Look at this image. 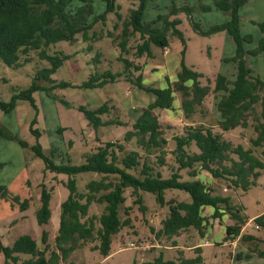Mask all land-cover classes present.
<instances>
[{
  "label": "trees",
  "instance_id": "1",
  "mask_svg": "<svg viewBox=\"0 0 264 264\" xmlns=\"http://www.w3.org/2000/svg\"><path fill=\"white\" fill-rule=\"evenodd\" d=\"M76 1L79 5L74 4V0H0V60L9 66L18 67L29 62L30 53L37 51L42 59H47L51 64L38 71L37 79L53 83L52 86H42L35 81L29 88L16 92L9 102L0 101V108L10 112L16 108L18 100H27L38 111L34 97L37 90L51 92L58 86H74L68 81L56 84V80L52 79V75L70 56L62 52L49 54L47 48L60 41L73 42L78 34H82L86 41L100 39L101 34L91 35L90 30L96 22L105 21L107 15L113 12L120 21L116 28L121 27V32L118 35H109L118 41L119 59L124 63V68L121 71H113L110 68L102 72L95 71L81 87L102 88L126 77L135 86L154 93L155 100L143 108L132 127L125 132L123 141L108 140L94 151L85 153V161L81 164L71 163L69 157L68 162L58 164L54 160L55 151L46 154L39 141L32 146L47 170L68 175L66 187L69 195L61 204L59 234L55 238L56 248L60 252L51 250V256L47 257L50 246L47 242L49 232L45 229L42 233L44 248H40L37 240L29 234L21 235L12 246L5 245L0 237V251L4 253L6 263L13 261L18 264L20 255L26 254L30 258L23 260L22 264H57L60 258L68 257L81 243L93 240L95 232L100 243L94 249L99 250L104 257L109 256L113 236L132 223L130 214L133 205L123 208L128 217L123 219L121 216L128 189L134 198L133 204H139L143 212L146 211L143 204L145 191L155 194L161 206L168 205L169 216L162 221L158 234L167 237L178 236L191 227L202 232L203 208L211 206L214 209V218L221 221L223 215L227 214L234 221L226 226V238L240 235L243 226L248 222L242 214L243 208L233 204L230 196L215 194V189L207 184L200 174L206 171L214 179L229 180L233 186L247 191L256 184L262 175L261 171L264 170V78L253 72L246 59L247 54L258 55L264 52V34L255 48L246 49L245 43L253 42V36L241 31L240 8L249 0H214L213 5L205 3L204 0H196L194 3L191 0H181L183 4L178 5V0H172L168 13L159 14L152 20L144 18L149 0H136L137 7L133 8L126 18H123L119 11L118 0H103L106 9L100 14L95 13L94 0ZM213 7L227 13L229 19L220 24H213L202 33H230L236 44V54L225 60L237 65L235 78L231 80L226 74L219 73L213 87L210 82L203 84V74L187 65L183 51L175 81L168 80V85L164 88L145 85V63L138 59L153 57V45L168 48V33L171 29L183 40V34L177 28L180 20H171L170 17L181 11L192 16L196 11H210ZM193 24L199 28V23ZM259 26L264 33V22L259 23ZM133 40H137L133 47L135 58H130L127 55L130 54ZM88 47L92 49L91 45ZM99 58L98 53L95 59ZM175 92L181 95L182 109L187 118L197 112L211 92L217 94L221 129L231 131L252 126L256 133L255 137L250 138L252 145L246 148L242 144H235L222 133L215 132L212 127L201 124L187 126L183 133L173 137V148H167L169 139L154 109H172ZM79 109L96 129L124 123L103 118L111 112L107 102L95 109L85 105H80ZM36 123L37 117L32 120L30 131L39 137L42 132L35 127ZM0 133L11 137L1 126ZM131 142H134L136 148L120 156ZM20 143L23 146L28 145L23 139H20ZM256 148H263L262 152L257 154ZM155 153H158L156 161L151 158ZM168 154L173 157L171 162L167 160ZM163 168L167 169L169 175L164 174ZM83 172L101 175L100 179H92L87 183L85 192L79 190L76 178V175ZM231 184L229 186H232ZM41 190V206L36 211V216L38 223L45 226L50 223L52 217V193L45 184H42ZM168 190L185 191L191 200L167 201L165 194ZM94 202L105 203V210L98 217L100 227L97 230L94 220L97 217L90 215V206ZM29 206L28 199L21 203L23 209ZM255 221L264 226V214L257 216ZM245 237L256 238L252 235ZM260 254L264 256V251ZM201 261L202 255L199 254L178 264H198ZM154 263L176 264L173 260L163 261L161 258H157Z\"/></svg>",
  "mask_w": 264,
  "mask_h": 264
},
{
  "label": "rangeland",
  "instance_id": "2",
  "mask_svg": "<svg viewBox=\"0 0 264 264\" xmlns=\"http://www.w3.org/2000/svg\"><path fill=\"white\" fill-rule=\"evenodd\" d=\"M95 13L100 14L106 9L103 0H94ZM193 3L196 0H191ZM178 5L183 2L178 0ZM213 5L214 0H204ZM120 12L123 18L129 16L131 10L138 5L136 0H118ZM74 4L79 3L74 0ZM172 6V0H149L144 18L155 19L159 14L168 13ZM171 20L179 19L177 28L183 34L180 36L168 33L169 47L153 45V57L138 59L145 63L143 83L151 87L164 88L169 81L177 79L180 69L182 52L187 65L203 74V84L210 82L215 85V78L219 73L226 74L231 80L235 78L237 65L228 62L225 58L236 54V44L227 31L213 34H204L213 24H220L229 19V15L215 7L210 11H196L189 16L185 11L170 17ZM119 19L115 12L109 13L105 21L96 22L90 34L101 38L86 41L82 34H78L73 42L60 41L47 48L49 54L62 52L70 56L59 70L52 75L56 84L68 81L74 86L55 87L51 92L37 90L34 93L38 111L27 100H18L17 106L10 112L0 108V126L3 131L11 135L10 138L0 133V237L5 245L12 246L17 239L24 234L34 237L40 248H44L42 233L49 232L47 242L50 250L47 257L51 256V250H56L55 238L59 234L61 204L67 199L69 190L66 187L68 175L47 170L45 163L39 158L32 146L39 141L44 147V152L50 154L55 151L54 160L59 164L68 162V157L73 164H81L85 161L84 155L94 151L108 140L123 141L125 132L133 123L143 108L148 107L155 100L152 92L145 91L127 79L120 78L115 83L107 84L102 88L81 87L95 71L111 69L121 71L124 63L119 59L120 49L117 39L109 34L118 35L121 27L116 28ZM193 22L199 23L196 28ZM264 22V0H249L240 8V28L243 34H251L253 42H246V49L255 48L263 36L259 23ZM137 40L131 42V51L127 55L134 57V46ZM89 45L92 49H89ZM100 54L97 60L96 54ZM31 60L24 65L13 67L0 60V101L9 102L12 96L19 91L29 88L35 81L42 86H52L53 83L44 79H37L38 71L51 64L47 59H42L37 51L30 53ZM249 67L255 74L264 78V52L258 55L247 54ZM191 84V81L189 82ZM173 108H156L165 134L169 139L167 148H173V137L183 133L189 125L212 127L215 132H220L224 137L235 144H242L246 148L252 144L250 138L256 133L252 126L248 128H236L231 131H223L219 126L220 112L217 104V94L211 92L204 100L196 113L191 117H185L182 109V99L178 92L174 93ZM67 102V103H65ZM107 102L111 112L103 118L105 120H119L123 124H112L94 128L88 118L80 111L79 106L85 105L95 109ZM37 117L36 128L42 135L37 137L30 131L32 120ZM20 139L28 142L27 146L20 143ZM136 148L134 142L127 144V150L120 153L124 156L128 151ZM263 148H256V153ZM169 150V149H167ZM157 154L151 158L157 160ZM167 160H173L172 155H167ZM164 174L169 175L166 168ZM255 185L244 191L237 188L226 179L207 180L201 178L215 189V194L230 196L232 203L243 208V216L248 222L243 226L240 235L226 238V226L233 222L225 214L220 221L212 216V213L203 208L204 226L202 232L194 227L182 231L180 235L167 237L158 234L162 228V221L169 216L168 205L161 206L155 194L143 192V204L146 211L139 208V204H133L134 198L131 190L125 193L121 216L128 217L123 208L133 205L130 218L132 223L124 227L113 236L110 255L104 257L99 250L94 249L100 241L95 232V238L81 243L72 250L68 257L59 259L57 264H155L157 258L163 261L173 260L176 264L184 259L202 255V261L198 264H264V226L255 227L257 216L264 214V170ZM101 175L94 172H83L76 175L78 188L81 192L87 191V183L92 179H100ZM207 177V176H206ZM45 184L52 193L51 207L53 215L48 225H40L37 221L36 211L41 206V189ZM231 184L232 186H229ZM16 197L20 198L19 200ZM166 200L190 201V195L182 190H168ZM28 199L30 206L27 209L21 207L23 200ZM105 210V203L94 202L90 206V215L96 216V230L100 227L98 217ZM252 235L256 238H246ZM206 239L211 244L206 243ZM207 244V245H205ZM61 254V253H60ZM18 264L30 258L22 254ZM0 264H7L5 255L0 251ZM10 264L17 262L10 261Z\"/></svg>",
  "mask_w": 264,
  "mask_h": 264
},
{
  "label": "crops",
  "instance_id": "3",
  "mask_svg": "<svg viewBox=\"0 0 264 264\" xmlns=\"http://www.w3.org/2000/svg\"><path fill=\"white\" fill-rule=\"evenodd\" d=\"M202 176H204L207 180L209 179V181L211 182V181H213V177L208 173V172H206V171H202V173L200 174V177H202ZM207 176V177H206ZM207 183V182H206ZM208 184V183H207ZM206 210L207 211H209V212H211L212 214H213V212H214V209L211 207V206H206ZM52 215H53V208H52ZM262 215V214H261ZM224 216V215H223ZM231 219V218H230ZM232 220V219H231ZM234 222V221H233ZM233 222H228V224H233ZM206 241H208L207 239H206ZM38 242V241H37ZM205 245H207V244H205Z\"/></svg>",
  "mask_w": 264,
  "mask_h": 264
},
{
  "label": "built area",
  "instance_id": "4",
  "mask_svg": "<svg viewBox=\"0 0 264 264\" xmlns=\"http://www.w3.org/2000/svg\"><path fill=\"white\" fill-rule=\"evenodd\" d=\"M165 52H168V49H167V48H166ZM255 227H256V228H259L260 225H259L258 223H256V224H255ZM206 243H207V244H211L210 241H206Z\"/></svg>",
  "mask_w": 264,
  "mask_h": 264
}]
</instances>
